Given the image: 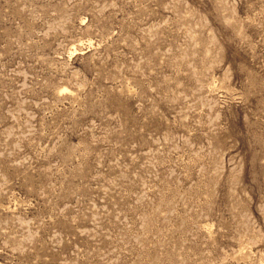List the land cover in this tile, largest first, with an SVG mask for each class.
<instances>
[{
    "label": "rangeland",
    "instance_id": "rangeland-1",
    "mask_svg": "<svg viewBox=\"0 0 264 264\" xmlns=\"http://www.w3.org/2000/svg\"><path fill=\"white\" fill-rule=\"evenodd\" d=\"M0 264H264V0H0Z\"/></svg>",
    "mask_w": 264,
    "mask_h": 264
}]
</instances>
